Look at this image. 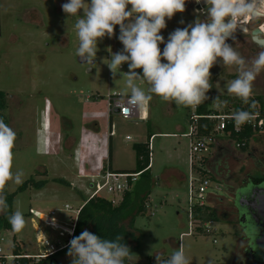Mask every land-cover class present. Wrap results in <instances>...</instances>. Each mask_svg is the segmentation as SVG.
Returning a JSON list of instances; mask_svg holds the SVG:
<instances>
[{
  "label": "rangeland",
  "instance_id": "1",
  "mask_svg": "<svg viewBox=\"0 0 264 264\" xmlns=\"http://www.w3.org/2000/svg\"><path fill=\"white\" fill-rule=\"evenodd\" d=\"M66 2L0 0V91L6 95L8 125L17 134L14 170L24 171L23 181L31 176L36 180H47L42 189H26L15 195L13 211L19 207L27 224L20 233L3 231L0 247L9 252L16 241L21 252L35 256L48 252L41 243L42 239L52 244L59 240L61 244L58 246H61L68 236L67 230L72 226L77 207L88 198V179L100 181L103 168L108 165L109 141L112 168L132 170L136 164L132 145L146 142L148 134L153 132L149 181L138 176L132 184L140 191L148 186L150 193L145 213L134 218L133 225L141 232L142 238L139 248L132 251L131 259L127 260L128 264H148L147 260L158 254L171 256L181 243L190 264H234L241 229L236 216L229 214L226 193L216 189L219 197L224 198L213 197L212 206L217 216L210 224L212 231L206 234L192 232L187 217L188 182L174 174V170H178L187 177L191 176L189 136L180 134L177 127L189 130V117L195 112L194 107H177L154 96L149 104L140 108L139 117L125 119L110 112L109 95L129 92L125 79L120 75L113 79L103 62L111 59L107 51L109 47L113 52L123 49L118 39L119 26L113 38L105 37L99 42L96 65L87 71L88 66L81 64L76 57L79 44L74 29L76 18L68 17L62 11L61 5ZM202 6L205 8L206 4ZM198 9L202 7L186 3L183 13L167 20V28L161 31L165 41L176 28L194 23ZM199 18L205 17L201 14ZM255 21L260 23L262 17L250 22L241 21L247 31H237L236 41H228L249 60L264 50L251 39V30L259 24ZM160 47L163 50L164 45ZM127 71L128 65H122L121 72ZM210 71L213 88L207 95L211 108L217 111L229 108L231 111L250 106L252 101L256 102V109L264 108V72L254 81L253 96L246 105L226 90L227 82L236 77L234 68H224L217 63ZM137 72L142 73V70ZM141 87L147 88V85ZM217 97L225 103L217 106L213 103ZM61 131L72 140L73 137L76 139L77 149L72 157L70 148L62 144L64 136L60 135ZM261 138L262 134H256L248 148L262 146L264 139ZM60 145L63 150L61 148L58 154ZM215 146L209 154V169L216 156ZM231 146L232 153L220 156L225 164L222 169L224 178L227 171L236 172L239 179H247L249 174L252 179L262 175V170L245 156L247 149L240 154L243 150ZM61 177L68 179L70 184L58 182ZM222 182L223 179L213 178L209 191L217 184L221 187ZM17 187L9 182L6 190L12 192ZM99 195L117 204L122 192L102 190ZM211 198L209 195L207 200L210 202ZM65 205L70 208L65 209ZM50 211H54L52 219L59 226L42 220L43 215L50 216ZM67 251L56 256L59 264L71 262ZM39 261L32 258L33 264Z\"/></svg>",
  "mask_w": 264,
  "mask_h": 264
},
{
  "label": "clouds",
  "instance_id": "2",
  "mask_svg": "<svg viewBox=\"0 0 264 264\" xmlns=\"http://www.w3.org/2000/svg\"><path fill=\"white\" fill-rule=\"evenodd\" d=\"M195 2L199 4L201 0ZM186 3L187 0H67L61 5L68 17L76 18L74 29L79 41L76 57L88 66L87 71L96 65L99 42L105 37L113 38L119 26L118 39L123 49L113 52L109 47L111 59L103 62L113 79L117 75L125 79L129 90L122 98L129 106L123 108L125 113L131 108H143L154 96L177 107L201 105L209 99L207 93L213 88L210 70L217 63L236 71V77L226 84L227 93L249 104L254 81L264 72V50L249 60L228 41H236V33L242 29L241 21L264 16L258 0H204L206 7L197 10L194 23L176 28L165 41L161 31L167 28V20L183 13ZM201 14L204 19L199 18ZM253 40L264 49V41L258 36H253ZM124 64L128 65L127 72H121ZM145 84L147 88L141 87ZM213 103L220 106L225 102L217 97ZM117 107H121L120 103ZM250 107L255 109L256 102L252 101ZM232 118L241 126L254 115L252 111L237 109ZM16 139L15 130L0 116V214L6 215L13 232L20 233L27 221L19 207L10 211L6 195L9 182L23 183L24 171L14 170ZM122 241L120 235L107 239L85 229L69 241L67 255L71 264H126L132 252ZM155 261L156 264H190L183 243L169 258L158 254Z\"/></svg>",
  "mask_w": 264,
  "mask_h": 264
},
{
  "label": "trees",
  "instance_id": "3",
  "mask_svg": "<svg viewBox=\"0 0 264 264\" xmlns=\"http://www.w3.org/2000/svg\"><path fill=\"white\" fill-rule=\"evenodd\" d=\"M255 23H259L258 21H255ZM5 93L3 91H0V116L3 117L6 124H8V117L6 114L7 109V103H6V97ZM210 99L202 103L201 105L197 106L195 109V112L198 115H201L197 120V134L198 135H210L212 133H215V125H216V119L212 118H206L205 115H216L219 112H229L230 110L222 109V110H216L211 108ZM237 109H243L252 111L253 114H258L260 116H264V108H258L252 109L250 106L247 107H238ZM237 109H232L231 111H235ZM189 119V124H190ZM256 134V131L253 130L250 126H244L240 131L234 132L232 129V126L230 123H228L225 127V129L221 132L219 135H215L218 139H227L228 142L231 144H235L236 142L240 143V146L238 148L245 150L248 147V144L250 140L254 137ZM153 134H148V139L146 142H140V143H134L132 145L133 150L135 151L136 156V164L135 167L131 171H117V172H130V173H138V176H143L145 179H148L150 177L149 174V163H150V156H151V149H150V138ZM225 150V149H224ZM222 151L218 152L217 154H220ZM216 154V155H217ZM216 158H212L213 160ZM209 159V158H208ZM110 161V150L108 153V163ZM208 163V160H207ZM224 161L221 165L222 169H224ZM106 168L110 169V164L103 168L105 170ZM207 170L209 171V176L211 183L213 181V175L211 173V169L208 168L207 164ZM264 179V174L258 176L257 180ZM222 180V179H217ZM58 182L68 184L67 181H64L63 178H58ZM149 181V179L147 180ZM47 183V180H36L34 177H29L28 179L24 180L22 184L18 185V187L12 191L7 192V200L10 205V211H13L12 203L15 195L18 192H22L26 189H41L45 186ZM219 183V182H218ZM215 189L211 188V190L208 193L209 195H212L211 201L207 202L203 206H194L193 207V216L192 219L195 224L197 223H203L207 221H214L216 215V211L212 206L213 203V197L218 198V194ZM149 193L150 188L148 186H144V188L140 191L137 187L134 188L133 185H131V188L125 190L122 192V197L120 201L117 204H114L112 200H109L103 196L96 195L94 197H91L87 200L84 199L83 204L81 205V208L77 214V220L75 224V229L73 236H78L81 234L82 231L87 229L93 234H96L102 238L107 239H115L117 235H120L123 237V243H125L129 248L130 251L137 250L139 248L140 240L142 238L141 232L134 227V218L137 214L142 213L144 214L147 208V205L149 203ZM247 222V221H246ZM249 224V222H247ZM251 228V226H250ZM3 231H12L11 225L8 223V220L6 218V215L0 214V234ZM195 233H202L206 234V232L203 227L196 226L195 227ZM14 238V237H13ZM71 238V239H72ZM70 245L64 247L63 249L48 255L47 257L39 258L38 264H59L56 256L58 253L64 250H68ZM12 251L14 254H21L20 246L14 241L12 243ZM162 258H167L165 255H161ZM46 261H41V260ZM42 262V263H41ZM148 264H156L155 256L152 258H149L147 260ZM16 264H33L32 258H21L18 260V263ZM126 264L128 262L126 261Z\"/></svg>",
  "mask_w": 264,
  "mask_h": 264
},
{
  "label": "built area",
  "instance_id": "4",
  "mask_svg": "<svg viewBox=\"0 0 264 264\" xmlns=\"http://www.w3.org/2000/svg\"><path fill=\"white\" fill-rule=\"evenodd\" d=\"M258 4L262 11H264V0H258ZM262 17V21L259 24H256L255 28H258L261 31V34H264V16ZM260 17V18H261ZM252 19H249L246 22H250ZM127 94H110L109 95V111L110 112H116L118 115L122 116L125 119H130L134 117H139V109L137 108H131L127 113L123 111V108L129 107L126 105L124 97H126ZM117 103H120L121 107H117ZM196 109V107H194ZM233 111L229 112H219L216 115H205L206 118H214L216 119V125H215V133H212L210 135H198L197 134V120L202 117L201 115H198L196 112L190 115V127L189 130L186 131L183 135L189 136V162H190V175L187 177L188 182V208H187V217L188 221L191 225L192 232H195V227L200 226L203 227V229L206 232H211L212 229L210 227V224L212 221H207L203 223H197L195 224L192 216H193V207L194 206H203L207 202V196L209 193V187L211 185V180L209 176V171L207 170V160L209 158V154L211 152V149L214 148L215 144H217V139L215 135L221 134V132L225 129L226 125L228 123L231 124L232 129L234 132L240 131L244 126H250L253 130L256 131V134H262L264 135V116H260L258 114H253L254 118L241 126H237L235 124L234 119L232 118ZM255 134V135H256ZM236 148L240 146V143L236 142L234 144ZM139 175L138 173H130V172H117L112 171L109 169H105L102 171L101 174V180L95 181L93 178L88 179L89 185L86 188V192L88 193V198L85 200L94 197L96 195H99L102 190H105L108 193H120L123 192L137 180V177ZM195 176V177H194ZM194 181H196V184H194ZM84 202V201H83ZM65 209H69L70 207L68 205L64 206ZM81 208V205L77 207L76 209V215L74 218H72V226L70 229L67 230L68 236L64 240L63 244L61 246H58L61 244V242L58 240L57 244H52L46 239H42L41 243L48 249V252L44 254L39 255H29L26 253L21 254H14L12 251V245L10 247L9 252H4V250L0 247V264H16L18 263V260L21 258H35L36 260L39 258L47 257L50 254H53L64 247L69 245V241L72 238V235L74 233L75 224L77 220V214ZM50 216H45L42 218V220L50 225L53 226H59L53 219L52 216L55 215L54 211H50ZM71 233V234H70ZM0 240L2 241V235H0ZM169 258L170 256H166ZM68 264H71L68 263Z\"/></svg>",
  "mask_w": 264,
  "mask_h": 264
},
{
  "label": "flooded vegetation",
  "instance_id": "5",
  "mask_svg": "<svg viewBox=\"0 0 264 264\" xmlns=\"http://www.w3.org/2000/svg\"><path fill=\"white\" fill-rule=\"evenodd\" d=\"M187 4L194 5L197 8L200 5L202 9V5H205L198 4L195 0H187ZM225 150L231 151V146L229 145ZM249 161H252L264 174V142H262V146L260 147H251L249 149ZM222 163L220 164L222 165ZM211 173L214 179H223L221 187H218L217 184L216 188L218 190L222 189L226 193L227 198L225 199H227L230 205L229 214L235 215L240 225L241 235L234 264H264V245L256 244L255 242L260 234L259 230H262V226L264 225H262L261 220L258 219L257 221L255 219V212L252 207L257 194V191L252 189V185L257 184L259 180L257 178L252 179L250 174L247 179H239L234 171H227L224 178L221 176L220 169L214 165V162L211 166ZM261 182L264 185V179L259 181V183ZM223 198V196H220L219 199L222 200ZM241 198H246L247 200ZM226 214L228 212L224 215Z\"/></svg>",
  "mask_w": 264,
  "mask_h": 264
},
{
  "label": "crops",
  "instance_id": "6",
  "mask_svg": "<svg viewBox=\"0 0 264 264\" xmlns=\"http://www.w3.org/2000/svg\"><path fill=\"white\" fill-rule=\"evenodd\" d=\"M128 94V93H127ZM139 114H140V109H139ZM111 120V119H110ZM178 128V130L179 131H181L180 132V134H184L186 131H184V130H181L182 128L181 127H177ZM65 132L64 131H61L60 132V135L62 136H64L63 138H62V144L67 148V147H69L70 148V157H72L73 156V151L75 150V149H77V146H76V139H75V137H73V140L71 139L72 137H67L66 136V134H64ZM151 134H155V133H153V132H150ZM47 135V134H46ZM254 136H256V135H254ZM49 138H50V136H49ZM51 139V138H50ZM151 139V138H150ZM261 139H264V135H262V138ZM218 141H217V145L215 146V148H216V154L218 153V152H220V151H222L220 154H217L216 155V158L213 160V162H214V165L216 166V167H218L219 169H220V171H221V176H223L222 175V167H221V162H223V160H222V157H220L222 154H227V153H232L233 152V149H232V144L230 143V142H228V140L227 139H217ZM222 140V141H221ZM150 141V140H149ZM251 141V140H250ZM262 141H264V140H262ZM250 143V142H249ZM72 144V145H71ZM63 145H60L59 146V148H58V154L60 153V150H61V148H62V150H63ZM231 146V151H228V150H224V149H227L228 148V146ZM248 146H249V144H248ZM251 147H247L246 149H247V151H246V149L245 150H243L242 151V153L241 152H239L240 154H244L245 153V151H246V157L249 159V151H248V149H250ZM237 149V148H236ZM238 149H240V148H238ZM109 150H110V161H109V163L108 164H110V169L109 168H106V169H109V170H112V171H131V170H126V169H113L112 168V166H111V141H109ZM242 150V149H241ZM234 156L237 158H239V156H237V155H235L234 154ZM219 164V165H218ZM108 166V165H107ZM149 166H150V163H149ZM149 170H151V166L149 167ZM174 174L177 176V178L178 179H180V180H185V179H187V176H185L182 172H180V171H178V170H174ZM225 175H226V173H225ZM184 176H185V178H184ZM61 178H63L65 181H67L68 179H65L64 177H61ZM137 181V180H136ZM67 182H69V184H70V181L68 180ZM46 185V184H45ZM43 188V187H42ZM41 188V189H42ZM218 198H220L219 197V195H218ZM27 214H31V212H28ZM16 242V241H15ZM18 245H19V243H17ZM20 246V245H19Z\"/></svg>",
  "mask_w": 264,
  "mask_h": 264
},
{
  "label": "water",
  "instance_id": "7",
  "mask_svg": "<svg viewBox=\"0 0 264 264\" xmlns=\"http://www.w3.org/2000/svg\"><path fill=\"white\" fill-rule=\"evenodd\" d=\"M202 4H205L204 0H201V5ZM244 29H246V26L244 24H242L241 30L244 31ZM260 35H261V31L258 28H254L251 30V39L253 42H255L253 40V36H258L262 41H264V37H260ZM78 59H79V61H81L80 58H78ZM252 187H253L252 189H255L257 191L255 200L252 203V207H253L254 212H255V219L257 221H258V219L261 220L262 225H264V185H262V182L259 183V181H258V183L252 185ZM241 199L247 200L246 198H241ZM240 200H239V203H240ZM259 232H260V234H259L258 238L255 240V242H256V244L264 245V226H262V230H259Z\"/></svg>",
  "mask_w": 264,
  "mask_h": 264
}]
</instances>
